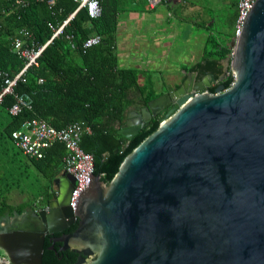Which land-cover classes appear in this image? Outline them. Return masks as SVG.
I'll return each mask as SVG.
<instances>
[{"label": "water", "instance_id": "1", "mask_svg": "<svg viewBox=\"0 0 264 264\" xmlns=\"http://www.w3.org/2000/svg\"><path fill=\"white\" fill-rule=\"evenodd\" d=\"M227 59L233 84L208 90L212 76L190 71L140 111L127 114L119 133L132 139L153 119L158 128L121 163L110 182L89 174L69 205L75 177L54 179L58 219L47 209L16 217V236L42 258L45 233L62 232L79 219L64 248L77 264H264V0H256ZM62 209V208H61ZM16 216V215H15ZM55 222L59 227H53ZM18 245V246H19ZM26 262V261H24Z\"/></svg>", "mask_w": 264, "mask_h": 264}, {"label": "trees", "instance_id": "2", "mask_svg": "<svg viewBox=\"0 0 264 264\" xmlns=\"http://www.w3.org/2000/svg\"><path fill=\"white\" fill-rule=\"evenodd\" d=\"M238 2H235L237 13ZM120 4L121 0H101L102 15L97 18L90 17L87 9L81 8L65 26L63 34L43 50L39 66L29 68L18 81L14 93L6 94L0 102V151L13 160L18 156L23 158V166L32 169L46 182L31 203L37 200L50 203L54 179L65 170L67 149L63 142L57 141L46 149L41 159L24 155L15 145L12 133L26 120L43 118L56 128L84 121L91 131L83 133L81 146L93 154L94 172L106 182L112 180L125 157L158 128V121H155L132 139L119 133L130 108H141L162 94L154 88L150 75L142 82L141 77L147 75L144 70L120 65L117 48ZM77 7L75 0H56L52 9L46 2L33 0L28 7L12 10L10 0H0V72L13 77L24 67V59L12 47L20 29H28L32 33L30 40L42 45L53 33L49 22L58 25ZM4 10L10 12L6 14ZM95 34H100L102 41L87 50L82 49L84 40ZM234 34L235 24L233 32L220 42L209 31L204 59L189 70L199 71L202 75L211 71L213 77L218 78L224 71L221 61L233 52L231 40ZM73 42L77 48H72ZM222 83L228 88L233 79L225 77ZM4 85V78L0 77V91ZM218 85H212L208 90L215 92ZM16 94H28L32 102L18 115H12L9 109L16 102ZM10 142L13 149L9 147ZM6 188L0 187V218L6 213L12 215L27 209V204L12 206L7 203L10 189Z\"/></svg>", "mask_w": 264, "mask_h": 264}, {"label": "built area", "instance_id": "3", "mask_svg": "<svg viewBox=\"0 0 264 264\" xmlns=\"http://www.w3.org/2000/svg\"><path fill=\"white\" fill-rule=\"evenodd\" d=\"M36 2H46L48 7L52 9L56 0H34ZM78 3L76 10L71 12L66 19L58 25L49 22L53 33L51 37L42 45L36 44L31 41L32 33L22 28L14 37L12 47L15 52L24 59V67L15 76H10L7 72H0V77L4 78L5 85L0 91V102L3 97L8 93H14V88L20 79L31 67H38L40 62L39 58L47 45L53 42L54 39L59 37L64 32L65 26L81 9L86 8L90 17L97 18L102 15L101 0H75ZM160 0H150L152 5H155ZM12 10L13 8L28 7L33 0H10ZM256 0H239L238 14L235 23L234 37L240 35L243 25L254 7ZM8 14L10 11H5ZM72 39V36H68ZM233 37V38H234ZM102 41L100 34L89 36L82 43V49L87 50ZM72 48H77L76 43H72ZM233 55V52H232ZM231 77L233 82L235 80V73L230 69L227 70L225 77ZM43 82V78H40ZM233 84V83H232ZM227 88V87H226ZM32 99L28 94H16V102L10 107L9 111L12 115H18L23 107H30ZM85 131H91L90 127L84 121H76L65 127L56 128L52 126L47 120L43 118H32L26 120L22 126L13 131L12 137L15 145L30 158L41 159L45 156L46 149L50 148L55 142H63L67 149V154L64 158L65 171L72 174L76 179V185L71 193L69 205L75 211L74 202L81 191H84L89 184V174L94 175L95 164L94 156L92 153L87 152L81 146L82 135Z\"/></svg>", "mask_w": 264, "mask_h": 264}, {"label": "rangeland", "instance_id": "4", "mask_svg": "<svg viewBox=\"0 0 264 264\" xmlns=\"http://www.w3.org/2000/svg\"><path fill=\"white\" fill-rule=\"evenodd\" d=\"M235 2L236 0H170V16L166 7L160 13L161 20H168V28L163 26L164 23L161 21L156 27H148L146 30L149 32L150 28L159 43L163 42L167 35L169 48L171 49L172 46L174 52L170 51V65L164 69L163 73L159 72L158 67L155 66H152L149 72L158 79L168 72L176 71L178 67H181V63L185 64L188 47L194 48L199 41L204 42V35H207L209 31L218 38L219 42L223 41L224 36H229L233 32L236 23ZM190 54L191 63H194L197 57L194 51ZM231 58L232 54L224 60V67L227 66V59ZM9 147L13 149L11 142ZM24 161L20 156L17 160H13L12 157L0 151V187L10 189L8 200L11 203H31L40 194L42 186L46 184L45 180L33 173L32 169L23 166Z\"/></svg>", "mask_w": 264, "mask_h": 264}, {"label": "crops", "instance_id": "5", "mask_svg": "<svg viewBox=\"0 0 264 264\" xmlns=\"http://www.w3.org/2000/svg\"><path fill=\"white\" fill-rule=\"evenodd\" d=\"M164 7L168 9L167 12L170 16V0H160L155 5H152L150 0H121L117 32V48L120 65L137 67L144 70L147 75L142 76L141 80L143 82L147 81L149 78L148 75H150L154 82V88L157 92L162 93L167 90V86L176 88L178 81L190 72L189 67L204 59V50L206 47V35H204V42L199 41L194 48L188 47V57L185 60V64L181 63V67H178L176 71L168 72L158 79L154 77L149 72L150 68L152 66L158 67V71L163 73L164 69H167L170 65V51L174 52L172 51V46L171 49L169 48L167 35L164 37L163 42L160 41L159 43L154 37V32L151 33L150 29L151 27H156L161 21L164 23L163 26L167 27L168 20H161L162 16L160 14ZM148 27H150L149 32L146 30ZM148 51L149 53H147ZM191 51H194L197 57L194 63H191ZM196 51L198 52L196 53ZM224 60L221 61L223 65ZM202 77L203 75L197 71V80L203 79ZM132 109L133 107L130 108V110ZM32 204L28 203L29 206Z\"/></svg>", "mask_w": 264, "mask_h": 264}, {"label": "flooded vegetation", "instance_id": "6", "mask_svg": "<svg viewBox=\"0 0 264 264\" xmlns=\"http://www.w3.org/2000/svg\"><path fill=\"white\" fill-rule=\"evenodd\" d=\"M224 72L225 68L224 71L219 75V77L215 79L211 71H209L208 73H205L202 78L206 76H212V85L221 84L225 78ZM177 88L178 87L174 89ZM131 111H140V108H133L129 112ZM155 121L157 120L153 119L150 124H153ZM53 186L54 182L52 184V187ZM51 193H53V197H51L50 203H42V201L37 200L36 203H33L31 206H29L28 203L25 202L13 204L7 199V203L12 206L27 204V209L22 213L15 212L12 215L6 213L0 218V264H77L80 258V253L72 248H64L63 243L59 239L63 234L74 233L79 226V219H76L72 223H67L66 228L62 232L45 233V238L43 240V253L40 260H38L36 257L37 254L35 248L33 249L30 244L28 247H26L27 243L25 244V242H28V238L22 237L21 235L16 236L13 240L17 241V243L20 242L22 245L20 246L19 244H17V246H15V244L13 243V246L10 247L13 258H10L7 255L6 251L1 248V246L9 247V242H12L11 240H9L11 239L10 233L7 234L6 232H4V228L6 225L11 224L17 216L20 217L21 215L31 212L32 210L42 211L44 209H47L50 213V220L54 222L58 219L60 210L62 213L69 212L67 203H63V206L59 207L58 203H54L56 199L55 192L51 191ZM59 226L60 224L55 222V225L53 227Z\"/></svg>", "mask_w": 264, "mask_h": 264}]
</instances>
